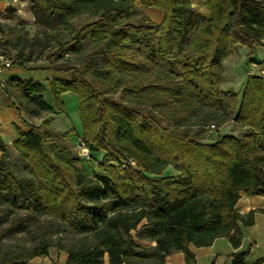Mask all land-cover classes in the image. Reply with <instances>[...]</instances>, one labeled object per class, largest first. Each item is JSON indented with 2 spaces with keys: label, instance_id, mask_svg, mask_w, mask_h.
I'll use <instances>...</instances> for the list:
<instances>
[{
  "label": "trees",
  "instance_id": "trees-1",
  "mask_svg": "<svg viewBox=\"0 0 264 264\" xmlns=\"http://www.w3.org/2000/svg\"><path fill=\"white\" fill-rule=\"evenodd\" d=\"M202 1L208 16L191 0H28L40 27L31 45L46 52L43 70L68 78L46 80L51 103L37 80L6 83L12 104L40 122L18 130L12 145L20 167L0 137V204L22 211L23 225L45 217L91 236V243L56 244L67 252L64 264H104L105 255L107 264L135 258L159 264L178 251L185 264H196L190 244L223 236L237 249L241 227L253 224L255 210L242 214L235 205L241 193L264 196V75L248 76L240 97L219 83L221 62L235 45L250 51L261 45L264 0ZM140 6L163 10V20L153 23ZM82 14L89 20L61 41ZM7 37L0 23V46ZM86 41L92 46L85 52ZM23 65L12 59V67ZM66 92L77 96L78 135L90 160L106 174L85 173L67 133L45 118L63 110ZM214 113L242 134L220 133ZM212 124L216 136L205 141L201 135ZM169 166L175 173L164 174ZM135 237L155 244L140 247ZM48 247L42 240L28 258L47 255ZM246 254L233 252L231 264H247ZM251 264H264V256Z\"/></svg>",
  "mask_w": 264,
  "mask_h": 264
},
{
  "label": "rangeland",
  "instance_id": "rangeland-1",
  "mask_svg": "<svg viewBox=\"0 0 264 264\" xmlns=\"http://www.w3.org/2000/svg\"><path fill=\"white\" fill-rule=\"evenodd\" d=\"M29 9L27 3L22 4L18 1L16 7H10L9 11L6 12L9 20L2 23V29L7 33L8 37L0 46V51L13 60L19 59L23 61L24 68L39 71L47 67L48 62L45 59L46 52L41 51L42 46L36 43L31 45L33 38L40 36V27L33 21V16ZM88 20L86 14L71 19L69 30L61 33L60 40L64 41L69 39L71 37V32L78 29L80 25ZM55 44L56 42L52 41L51 45ZM91 46L92 42L86 41L83 44V51H88ZM32 47L33 49L31 51ZM262 52H264L262 48H256L255 46L254 50L250 51L248 47L238 44L237 50L232 53L230 52L231 54H228V58L222 62L223 77L220 80L219 87L224 90L231 89L240 97L244 84L248 78L245 76V69L250 62L248 60L253 59L259 62ZM64 58L69 60L72 65L78 62L76 55L71 53H67ZM63 76L64 78H68L65 74H63ZM42 84L43 97L51 103L46 80L43 81ZM61 99L64 104L63 110L55 113V109H52L51 113L45 114V118L51 120V126L53 128L66 131L67 137L65 143L75 155H78L75 142L81 130L78 99L73 92L64 93ZM211 119L212 122L219 125L220 133L227 132L237 136L242 134V129L230 120H220L218 113L211 114ZM161 122L166 124L167 120L162 119ZM196 128L198 127H189L190 131L196 130ZM215 136L216 134L212 131H204L201 138L205 141H210L214 139ZM9 157L13 158L17 166L20 167L22 161L19 159L17 153L10 151ZM98 158H100V156H98ZM97 164L98 161L94 158H91L88 162L83 160L78 161L79 167L88 175L106 174L98 168ZM163 173L173 174L175 171L169 166ZM22 216V211H11L4 204H0V264H11V262L18 264L19 261L47 264L51 261V264H59L61 253H63L62 251L66 252V250L59 249V245H56L57 243L63 248L80 243H91L93 241L91 236L74 234L66 228L65 225H58L54 219H47L45 217L30 218L26 221V224L23 225V222L20 221ZM47 221L48 223L50 222L51 225L48 230H44V225ZM42 240H47L49 243L48 254H40L28 258L32 250L40 246ZM134 241L140 247L150 246V242L147 240H141L135 237ZM104 264H107L106 255L104 257Z\"/></svg>",
  "mask_w": 264,
  "mask_h": 264
},
{
  "label": "crops",
  "instance_id": "crops-1",
  "mask_svg": "<svg viewBox=\"0 0 264 264\" xmlns=\"http://www.w3.org/2000/svg\"><path fill=\"white\" fill-rule=\"evenodd\" d=\"M22 4L27 3L29 9L28 0H0V23L2 24L6 20H9L6 10L10 7H16L17 2ZM191 6L200 12L201 14L208 16L207 10H205L202 0H191ZM145 15L155 24L160 23L164 18L163 10L154 7L140 6ZM30 11V9H29ZM31 13V11H30ZM264 49V38L261 39V45H257L256 48ZM237 50V45L233 48V51ZM230 53V54H231ZM229 54V55H230ZM225 58L227 59L228 56ZM223 59V61H225ZM222 61V62H223ZM248 67L245 69V76L248 77L251 74L258 73L260 68H264V52L261 53V60L259 62L249 59ZM221 62V65H222ZM251 63L256 64L255 67L251 66ZM222 67H221V78ZM11 79L22 80H37L41 83L48 79H64L63 74L49 71V70H30L20 66H13L9 69H4L0 73V137L4 142L8 152L14 151L13 142L17 139L18 130L26 131L31 123H39V118H32L24 113L23 110L18 109L12 103H15L13 97L5 91L6 83ZM51 123V120H50ZM59 130V129H58ZM63 131V130H61ZM66 132V131H64ZM1 154V151H0ZM235 208L239 213H247L250 210H255L254 222L252 225L241 227L243 234L241 245L235 249L229 243L227 237H217L209 245L206 246H194L190 244L189 248L194 253L196 258V264H231L230 254L236 251L247 250L245 256V262L247 264L253 263L257 258L264 256V196L260 195H246L241 193ZM148 241V240H147ZM150 246H153L154 241H149ZM149 246V247H150ZM59 257V264H64L67 258V253L62 251ZM28 264H47L40 262H30ZM51 264V261L49 262ZM129 264H154L152 260L148 259H132ZM159 264H185L184 254L180 251L173 252L167 255L162 263Z\"/></svg>",
  "mask_w": 264,
  "mask_h": 264
},
{
  "label": "built area",
  "instance_id": "built-area-1",
  "mask_svg": "<svg viewBox=\"0 0 264 264\" xmlns=\"http://www.w3.org/2000/svg\"><path fill=\"white\" fill-rule=\"evenodd\" d=\"M251 66L255 67L256 64L251 63ZM11 67H12V59L10 57H8L5 53L0 51V73L4 69H9ZM257 74L264 75V68H260L258 70ZM214 128H215V126L212 124V125H210L209 130L213 131ZM76 147H77V150H78V157L81 158V160H83L85 162H88L90 160V151H89L87 145L85 144V142L83 141V139L81 138V136H79V135L76 138ZM127 162L133 168H135L134 162L131 159H127Z\"/></svg>",
  "mask_w": 264,
  "mask_h": 264
}]
</instances>
